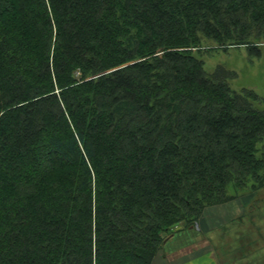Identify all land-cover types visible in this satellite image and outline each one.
Segmentation results:
<instances>
[{"label": "trees", "instance_id": "obj_1", "mask_svg": "<svg viewBox=\"0 0 264 264\" xmlns=\"http://www.w3.org/2000/svg\"><path fill=\"white\" fill-rule=\"evenodd\" d=\"M202 38L261 51L264 0H0V264H150L264 183V110Z\"/></svg>", "mask_w": 264, "mask_h": 264}, {"label": "rangeland", "instance_id": "obj_2", "mask_svg": "<svg viewBox=\"0 0 264 264\" xmlns=\"http://www.w3.org/2000/svg\"><path fill=\"white\" fill-rule=\"evenodd\" d=\"M255 41L259 43L263 40L258 38ZM200 47L202 50L197 52V55L203 60L207 71L213 72L215 68L223 66L225 70L227 69L231 87L254 92L257 97L251 98V102L264 110V48L259 51L244 46H230L223 50L215 41L205 38H202ZM227 191L234 196L225 201L206 205L195 220L180 221L171 228L168 234H176L173 241L176 252L182 254L203 252L209 248L211 242L219 258L223 257V260L221 259L223 264H264V183L251 187L248 182L238 189L229 185ZM221 204L230 205L227 209H222L218 207ZM212 205L221 210L217 215L218 219L229 218L234 213L239 214L231 217L233 219L229 221V225L226 222L224 226L219 227L214 240L209 241L206 238L199 240L198 236L202 235L198 229L199 220L205 216L203 211ZM161 247L162 243L158 250Z\"/></svg>", "mask_w": 264, "mask_h": 264}, {"label": "crops", "instance_id": "obj_3", "mask_svg": "<svg viewBox=\"0 0 264 264\" xmlns=\"http://www.w3.org/2000/svg\"><path fill=\"white\" fill-rule=\"evenodd\" d=\"M221 204L218 205V207H222V209H227L230 204ZM216 205H212L207 207L203 214L205 215L204 218L199 220V230L202 235H199L198 239L200 238H206L209 241H212L215 239V232L219 229V227L224 226V224L233 218L235 214L226 219H218L217 215L221 212V210H218ZM223 212V211H222ZM226 212V211H225ZM213 214V215H212ZM208 216H211L209 218ZM229 225V224H228ZM176 238V234H168V236H165L162 247L159 249L155 256L153 257L151 264H223V257L220 259L219 254L214 250L213 245L210 242L209 248H207L203 252H198L195 254H182L180 252H176V246L173 244L174 239ZM172 243V244H171ZM169 245V246H168ZM168 247V249H166Z\"/></svg>", "mask_w": 264, "mask_h": 264}]
</instances>
